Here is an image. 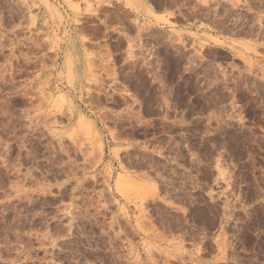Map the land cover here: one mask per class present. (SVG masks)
Listing matches in <instances>:
<instances>
[{"label": "rangeland", "instance_id": "374dc122", "mask_svg": "<svg viewBox=\"0 0 264 264\" xmlns=\"http://www.w3.org/2000/svg\"><path fill=\"white\" fill-rule=\"evenodd\" d=\"M146 2L0 0V264H264V0Z\"/></svg>", "mask_w": 264, "mask_h": 264}, {"label": "crops", "instance_id": "0c3cea01", "mask_svg": "<svg viewBox=\"0 0 264 264\" xmlns=\"http://www.w3.org/2000/svg\"><path fill=\"white\" fill-rule=\"evenodd\" d=\"M127 2L126 0H123L124 11L122 17L118 20L108 18L107 24H110V27L115 28L120 25L123 33L126 35L125 38L133 44L139 42V35L143 41H145V39L155 40L156 32L160 40L162 30L161 24L157 22V19H161V13L153 12V20L149 18L151 27L147 29L143 27L146 23V0H127ZM146 33L148 36H146Z\"/></svg>", "mask_w": 264, "mask_h": 264}]
</instances>
